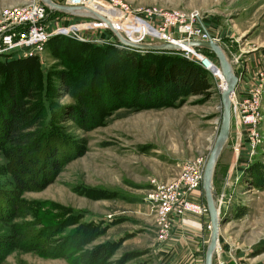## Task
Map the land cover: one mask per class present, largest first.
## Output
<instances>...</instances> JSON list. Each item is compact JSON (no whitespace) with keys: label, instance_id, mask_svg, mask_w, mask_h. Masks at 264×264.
<instances>
[{"label":"rangeland","instance_id":"1","mask_svg":"<svg viewBox=\"0 0 264 264\" xmlns=\"http://www.w3.org/2000/svg\"><path fill=\"white\" fill-rule=\"evenodd\" d=\"M31 1L0 0V26L11 7ZM55 1L65 4V0ZM120 1L127 3L131 10L197 11L196 25L221 44L239 74L235 89L237 99L243 101L257 83L262 84L257 146L252 150L244 142L238 152L235 127L231 128L214 177L222 215L221 233L225 239L221 245L219 241L214 264H238L239 261L254 264L264 258V189L249 185L245 176L254 165L264 167V0ZM50 10L52 13L45 21L48 32L71 25H76L77 29L51 36L40 56L11 62H7L11 57L0 58V67L5 73L15 67H33L46 105L44 126L48 120L53 124L54 129H49V133L57 142L61 141L62 159L73 158L65 162L47 187L21 191L12 181L4 148L0 146V204L8 203L5 205L8 211L5 208L7 212L0 217V241L4 247L13 244L8 246L12 248H5L7 252L0 264H74L72 259L78 253L99 243H109L111 259L128 254L127 264H177L179 251L161 255L156 252L164 246L155 244V238L163 235L156 218L158 193L189 161L201 159L206 166L223 111L219 59L213 51L201 47L204 55L220 70L221 74L214 75L192 55L185 57L175 51L145 54L146 51L120 44L118 38L114 41L109 27L95 23L91 28L89 21L95 18ZM121 18L122 15L113 14L111 19L116 23ZM133 31L138 33V29ZM100 39L103 42L100 43ZM132 55L145 65L142 73L148 78L147 65L164 60L165 55L181 58L184 61L181 66L185 63L200 66L211 83L210 95L181 93L170 99V105L152 108L131 106V101L109 112L103 124L91 130L80 128L68 116H60V105L68 106L77 101L66 92L59 77L62 72L69 73L74 81L89 83L97 65L94 80L98 86L105 81L102 77L99 79L103 74L114 87L121 82L129 85L126 82L135 73L130 65ZM116 62L118 71L105 73V66L109 68ZM171 62L165 67L176 63ZM167 77L169 75H164L160 80L164 82ZM232 122L234 125L233 116ZM243 129L247 130L245 126ZM229 172V184L221 195ZM199 199L206 202L204 191ZM235 211L240 214L232 216ZM205 219L204 259L194 264H205L211 234V229L207 228L210 222ZM173 229L174 225L166 238ZM38 233L42 234L40 248L32 249L38 243ZM55 246L64 247L69 258L46 254V249Z\"/></svg>","mask_w":264,"mask_h":264},{"label":"trees","instance_id":"2","mask_svg":"<svg viewBox=\"0 0 264 264\" xmlns=\"http://www.w3.org/2000/svg\"><path fill=\"white\" fill-rule=\"evenodd\" d=\"M147 53L149 52L146 51L145 54ZM132 56L130 65L135 73L126 82L129 85H122L121 82L114 87L106 74H103L99 76V79L102 77L105 81L101 87L98 86L94 80L97 78L96 72L99 69L97 65L89 77V83L81 80L74 81L69 73L62 72L63 74L59 77L66 92L71 93L77 101L68 106L60 105V116H68V119L77 123L80 128L91 130L103 124L109 112L131 101V106L152 108L170 105V99L181 93L210 95L211 83L200 66L191 63L181 66L184 62L181 58L165 55L167 57L159 61L160 64L151 61L147 65L148 78L142 73L145 65L139 59H135L134 55ZM16 60H22V58L13 57L7 62ZM170 61L176 63L171 62L173 65L165 67ZM118 66L117 62L112 63L109 68L105 66V73L106 71H109V74L110 71L117 72ZM164 75L169 77L162 82L160 79ZM37 78V73L32 66L15 67L7 73L0 67V146L4 148L12 181L21 191L41 190L47 187L65 162L73 158L69 156L62 159L59 145L61 141L57 142V138L49 133V129H54L53 124L48 120L46 127L44 126L46 105ZM75 84L76 87H74ZM252 168L251 172L249 171L245 176V181L255 188L264 189V167L254 165ZM2 202L0 210L4 209L0 211V217L4 216L3 212L8 211L5 207L7 202ZM40 235L38 233V243L31 247L32 249L40 248ZM74 238L76 241L78 237ZM3 244L0 241V262L7 252L5 248L10 249L12 247L8 246L13 245L10 243L4 247L5 244ZM63 248L55 246L46 249L45 252L53 257L69 258ZM111 253L112 248L109 243H99L78 253L72 262L74 264H127L129 261L128 254L120 259H111Z\"/></svg>","mask_w":264,"mask_h":264},{"label":"built area","instance_id":"3","mask_svg":"<svg viewBox=\"0 0 264 264\" xmlns=\"http://www.w3.org/2000/svg\"><path fill=\"white\" fill-rule=\"evenodd\" d=\"M93 1L98 2L99 0H65V4L98 12L111 23L114 30L128 41L174 43L180 46L179 49L174 50L175 52H180L185 57L192 55L206 69L214 63L207 55H204L201 47L191 45L194 41L210 39L216 41L214 37L206 33L203 27L196 25L197 11L189 13L177 9L158 8L131 10L127 3L120 0H101L104 2L103 7L110 8L117 16L122 15L116 23V29L110 15L97 9L95 6L99 3L92 4ZM50 13H52L50 8L41 0H33L11 7L6 12L0 26V58L40 56L46 50L51 36L70 32L72 28L77 29L76 25H71L48 32L45 21ZM95 23L111 28L107 22L100 19L90 20V27L93 28ZM134 29H138V33L135 34ZM111 30L114 37L110 38L118 41L116 33L113 29ZM101 42L103 41L100 39ZM261 87L262 84L257 83L256 87L246 94L247 97L243 101L237 99L235 91L231 96L232 116L234 117V125L231 120V128L235 127L238 152L244 142H247V147L252 150L259 142L260 137L256 125L261 117V93H259ZM244 126L247 130L243 129ZM204 169L205 164L201 159L189 161L175 178L160 187L156 218L158 227L163 232L162 237L166 238L176 218L180 216L186 214L209 216L207 203L194 195L195 191L202 186ZM207 228L212 229L210 223Z\"/></svg>","mask_w":264,"mask_h":264},{"label":"water","instance_id":"4","mask_svg":"<svg viewBox=\"0 0 264 264\" xmlns=\"http://www.w3.org/2000/svg\"><path fill=\"white\" fill-rule=\"evenodd\" d=\"M41 1L45 3L50 9L55 11H59L72 16L100 19L102 21L107 22L111 27V29L114 30L111 23L107 21L104 16H102L101 14H99L94 10H89L82 7H75L67 4H61L56 2L55 0H41ZM114 32L116 33L117 37L119 38L122 44L142 51H174L180 48V46L177 44L164 42V41L134 43L128 41L116 30H114ZM191 45L209 49L216 54V56L219 59V66L220 69L222 70L223 78L226 82V87L225 89L222 90L221 93L223 111L221 116L219 133L216 137L209 158L207 160L204 169L203 182H202V189L205 194V199L209 209V215L212 226L210 241L205 253V264H214V255L219 245V236H220L221 224H222L221 209L217 204V191L214 186V176H215V169L217 166V162L231 134V120H232L231 96L238 85L239 74L235 71L231 60L228 58L225 50L223 49V47L219 42L210 39L208 41H194L191 43ZM230 176H231V172L227 174V177L223 184L221 195H224L227 189Z\"/></svg>","mask_w":264,"mask_h":264},{"label":"crops","instance_id":"5","mask_svg":"<svg viewBox=\"0 0 264 264\" xmlns=\"http://www.w3.org/2000/svg\"><path fill=\"white\" fill-rule=\"evenodd\" d=\"M232 164L231 167H233ZM215 177V176H214ZM215 182V178H214ZM196 198L203 197V189H199L194 193ZM205 197V194H204ZM224 213V212H223ZM240 214L238 211H235L232 216ZM206 218V219H205ZM203 219L207 220L211 223L210 216L205 217ZM199 215L186 214L185 216H181L174 223V229L171 235L168 238L158 236L156 239L157 243L155 244H164L163 247L157 249V255L166 254L175 251H179V261L177 264H194L196 262L203 261L204 254V245L205 236H206V225L204 220ZM222 231V230H221ZM164 238V239H163ZM220 245L225 242L223 234L220 232L219 236ZM209 243V242H208ZM162 258V257H160ZM242 257H239L241 259ZM238 264H253L249 263H241ZM254 264H264V258L259 259Z\"/></svg>","mask_w":264,"mask_h":264},{"label":"bare ground","instance_id":"6","mask_svg":"<svg viewBox=\"0 0 264 264\" xmlns=\"http://www.w3.org/2000/svg\"><path fill=\"white\" fill-rule=\"evenodd\" d=\"M94 3H99L98 5L95 6L97 9L102 10L103 12H106L107 14H109V15H110V18L113 17V14H114L113 11L110 10V8H107V7H103V6H102V5L104 4L103 1H101V0H99L98 2L93 1L92 4H94ZM110 11H112V12H110ZM113 19H114V18H113ZM113 21H115V20H113ZM116 23H117V22H116ZM116 23H113V26L116 25ZM114 27H115V26H114ZM115 28L117 29V27H115ZM184 44H185V43H184ZM186 46H187V45H186ZM216 65H217L216 63H212V65H210L208 69H209L214 75H219V74H221V73H220L219 68H218ZM221 72H222V70H221ZM222 76H223V73H222ZM221 85H222V88L225 89V87H226V82H225L224 78L222 79V83H221Z\"/></svg>","mask_w":264,"mask_h":264}]
</instances>
